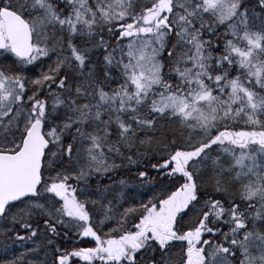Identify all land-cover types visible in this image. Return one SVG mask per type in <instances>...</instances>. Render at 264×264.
Masks as SVG:
<instances>
[{
    "label": "snow or ice",
    "instance_id": "1",
    "mask_svg": "<svg viewBox=\"0 0 264 264\" xmlns=\"http://www.w3.org/2000/svg\"><path fill=\"white\" fill-rule=\"evenodd\" d=\"M0 264H264V0H0Z\"/></svg>",
    "mask_w": 264,
    "mask_h": 264
}]
</instances>
